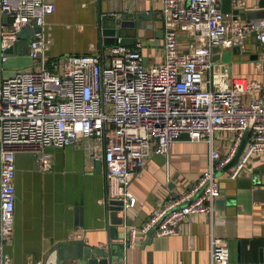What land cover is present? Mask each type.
<instances>
[{
  "label": "built area",
  "instance_id": "1",
  "mask_svg": "<svg viewBox=\"0 0 264 264\" xmlns=\"http://www.w3.org/2000/svg\"><path fill=\"white\" fill-rule=\"evenodd\" d=\"M53 8L51 0H0V12L9 19L0 31L1 60L29 26L35 30L28 54L39 64L38 70H21L0 82V264L9 262L4 245L13 229L18 152L32 153L48 171L51 157L45 148L79 143L89 158L103 163L104 200H120L127 213L137 205L128 186L152 154L166 156L182 135L204 141L209 144L207 168L140 225L129 226L124 245L133 247L150 230L157 236L172 234L197 214L212 221L221 193L217 173L234 156L246 131V144L228 178L235 179L252 154L264 153V89L260 97L243 102L256 85L230 77L227 67L214 60L215 49H243L253 37L263 61L264 18L225 20L219 0H161V63L145 65L142 43L126 45L118 37L92 53L63 57L58 74L57 64L49 67L45 60L50 41L45 16ZM180 33L192 41L185 50L179 47ZM219 129L234 133L224 156L211 146ZM209 256V264H229L226 242L210 236Z\"/></svg>",
  "mask_w": 264,
  "mask_h": 264
},
{
  "label": "crops",
  "instance_id": "2",
  "mask_svg": "<svg viewBox=\"0 0 264 264\" xmlns=\"http://www.w3.org/2000/svg\"><path fill=\"white\" fill-rule=\"evenodd\" d=\"M51 1L53 11L45 16V33L50 39L45 60L49 67L65 56L101 49L105 44L100 29L112 17L136 20L140 24L138 31L129 28L122 33L142 43L145 65L163 61L161 0ZM219 8L225 20L245 22L264 18V0H219ZM235 9L242 13L234 14ZM8 20L0 12V31ZM30 36L26 42L15 43L5 61L1 60L0 50V82L18 71L39 69L38 62L28 54ZM191 42L186 34L180 33L182 50ZM214 60L227 67L230 77L244 78L256 85L243 95V102L261 96L264 60L261 61V47L253 37L246 40L239 53L232 48H216ZM233 136V131L219 129L212 135L211 146L224 156L233 143ZM45 151L51 157L48 171L41 169L32 153L18 152L14 157L13 229L4 245L8 264H47L50 251L56 245L75 241L104 245L108 237L102 161L97 165L99 159L89 158L79 143L62 148L47 147ZM208 155V143L189 141L186 135L171 145L166 156L152 154L140 173L131 179L128 188L135 195L137 205L127 213H118L124 217L118 232L140 225L156 206L188 189L207 168ZM229 170L217 173L221 193L214 202L212 221L205 214H197L190 223L179 224L172 234L144 235L133 247L124 245V264H209L212 235L226 242L229 264H261L264 153L252 154L235 179L228 178Z\"/></svg>",
  "mask_w": 264,
  "mask_h": 264
},
{
  "label": "water",
  "instance_id": "3",
  "mask_svg": "<svg viewBox=\"0 0 264 264\" xmlns=\"http://www.w3.org/2000/svg\"><path fill=\"white\" fill-rule=\"evenodd\" d=\"M234 14L242 13V10L235 9L232 11ZM105 19V18H104ZM139 30L140 24L136 20L129 21L124 18L112 17L107 23H103L100 29L102 35V42L105 45L114 44L118 37H121V43L129 45L134 42V39L122 33L124 29ZM38 29V28H37ZM35 30V28L33 29ZM26 28L19 33V39L23 38ZM232 49L236 53L241 50L239 47L234 46ZM12 48L9 49L11 51ZM216 50V49H215ZM257 59V56L255 57ZM264 65V63H263ZM249 131H246L241 139V142L231 160L225 165L224 170L229 169L238 159L245 145ZM97 165H101V160H97ZM105 207V223L107 225L108 237L106 243L97 245H85L82 241H75L71 244L56 245L50 251L47 264H124V232H118V226H122L124 217L118 215L123 212L122 202L120 200H106L103 203ZM82 225V222H79ZM153 231L150 230L146 233V237H150ZM264 261V248L262 255H260V263Z\"/></svg>",
  "mask_w": 264,
  "mask_h": 264
},
{
  "label": "rangeland",
  "instance_id": "4",
  "mask_svg": "<svg viewBox=\"0 0 264 264\" xmlns=\"http://www.w3.org/2000/svg\"><path fill=\"white\" fill-rule=\"evenodd\" d=\"M33 29L32 28H29L25 31V34H24V38L22 39H19L17 43H19L20 41L22 42H26L25 39L29 38V35L32 33ZM58 66V67H57ZM62 66H63V59H59V62H57V65H56V70H57V73L60 74L61 70H62Z\"/></svg>",
  "mask_w": 264,
  "mask_h": 264
}]
</instances>
